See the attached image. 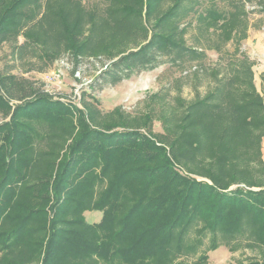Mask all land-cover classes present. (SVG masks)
<instances>
[{"label": "trees", "instance_id": "1", "mask_svg": "<svg viewBox=\"0 0 264 264\" xmlns=\"http://www.w3.org/2000/svg\"><path fill=\"white\" fill-rule=\"evenodd\" d=\"M216 1L0 0L13 59L0 70V264H205L219 245L264 264V74L257 91L248 55L236 49L203 96L158 112L163 134L150 109L102 111L86 91L77 105L11 72L28 58H103L93 90L163 57L202 60L184 39L193 24L222 43L245 37L246 0Z\"/></svg>", "mask_w": 264, "mask_h": 264}, {"label": "rangeland", "instance_id": "2", "mask_svg": "<svg viewBox=\"0 0 264 264\" xmlns=\"http://www.w3.org/2000/svg\"><path fill=\"white\" fill-rule=\"evenodd\" d=\"M216 2L219 7L225 5L222 0ZM244 9L247 13L244 38L239 39L238 34H235L231 36V39L222 43L223 39L218 31L209 30L201 33L193 24L184 33V39L188 46L204 50L205 57L202 60L177 66L163 57L161 58L163 62L156 67L133 74L130 78L123 79L115 85L95 87L93 90L88 88L87 84L104 65L105 59L103 58L81 60L76 68H73L74 63L67 56L58 58L49 66L37 59L28 58L15 63L11 72L41 80L48 92L64 99L68 98L77 105H79L78 100L81 93L86 91L85 93H91L97 99L98 107L102 111H111L119 107L130 115H141L150 109L153 133L163 134L166 131L158 118V112L173 109L176 98L191 101L196 96H203L212 85L211 69L215 67L221 69L229 55L236 49L248 55L254 62L253 82L256 90H261V75L264 74V8L259 4V0H246ZM19 41H22V38H19ZM12 63L10 45L4 43L0 47V70ZM31 63L35 67H44V69L39 71L30 68ZM155 93L163 98L151 103L150 97ZM260 153L264 162V135L260 142ZM84 216L88 222L96 223L100 220L101 212L86 211ZM207 255L208 259L205 264H237L252 256L253 253L247 249L232 251L224 245H219L216 249L208 251ZM188 263L194 264L193 258H189Z\"/></svg>", "mask_w": 264, "mask_h": 264}]
</instances>
